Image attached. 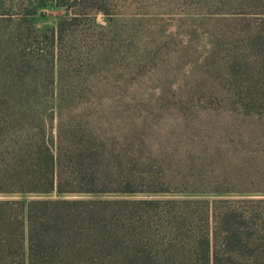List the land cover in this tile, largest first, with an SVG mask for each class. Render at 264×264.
<instances>
[{
    "label": "trees",
    "instance_id": "obj_1",
    "mask_svg": "<svg viewBox=\"0 0 264 264\" xmlns=\"http://www.w3.org/2000/svg\"><path fill=\"white\" fill-rule=\"evenodd\" d=\"M49 1L69 13L56 29L21 17L0 37V264H264V207H238L221 179L168 181L139 120L62 82L65 30L89 13L32 14ZM228 1L264 21V0Z\"/></svg>",
    "mask_w": 264,
    "mask_h": 264
},
{
    "label": "rangeland",
    "instance_id": "obj_2",
    "mask_svg": "<svg viewBox=\"0 0 264 264\" xmlns=\"http://www.w3.org/2000/svg\"><path fill=\"white\" fill-rule=\"evenodd\" d=\"M35 1L0 0V37L16 35L10 25L21 17L56 29L69 14L49 1L33 15ZM81 4L89 14L65 30L62 82L139 120L146 162L163 177L172 167L168 181L221 179L238 207L263 208L264 21L228 0Z\"/></svg>",
    "mask_w": 264,
    "mask_h": 264
}]
</instances>
